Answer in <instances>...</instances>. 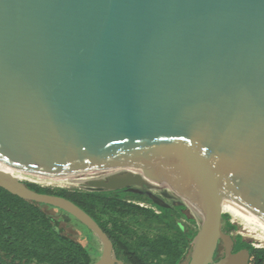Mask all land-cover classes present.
I'll return each instance as SVG.
<instances>
[{
  "label": "water",
  "instance_id": "obj_1",
  "mask_svg": "<svg viewBox=\"0 0 264 264\" xmlns=\"http://www.w3.org/2000/svg\"><path fill=\"white\" fill-rule=\"evenodd\" d=\"M0 166L162 192L202 219L188 264H249L222 206L264 225V0H0ZM0 187L90 230L92 264H124L72 202L1 170Z\"/></svg>",
  "mask_w": 264,
  "mask_h": 264
},
{
  "label": "trees",
  "instance_id": "obj_2",
  "mask_svg": "<svg viewBox=\"0 0 264 264\" xmlns=\"http://www.w3.org/2000/svg\"><path fill=\"white\" fill-rule=\"evenodd\" d=\"M22 182L39 194L64 198L88 214L110 239L113 257L124 264H182L200 228L186 215L185 204L162 202L167 205L162 206L154 201L158 198L127 188L98 191L87 185L62 188ZM45 206L0 187V264H92L82 243L64 232L62 223L69 222L71 216L60 210L65 216L57 219L45 212ZM229 219L228 214H222V230L227 234L237 229ZM149 224L161 231L152 237L138 231ZM232 238L233 252L248 248L249 264H264V248L254 247L241 235Z\"/></svg>",
  "mask_w": 264,
  "mask_h": 264
},
{
  "label": "rangeland",
  "instance_id": "obj_3",
  "mask_svg": "<svg viewBox=\"0 0 264 264\" xmlns=\"http://www.w3.org/2000/svg\"><path fill=\"white\" fill-rule=\"evenodd\" d=\"M25 179H30L31 181H36V183H38V185H44L45 187H62V188H73V187H69L63 184H59L53 181H49L46 179H38L36 177H31V176H23V179H20V181H27ZM28 182V181H27ZM151 196H154L152 194H149ZM156 197V196H154ZM158 198V197H156ZM160 200V199H159ZM161 201V200H160ZM163 203L166 204H171L167 201L162 200ZM141 206H145V207H149L146 204L141 203ZM45 212L50 215L53 216L57 219H61V217L65 216V214L63 212H61L60 210L53 208V207H44ZM186 215L188 217H194L195 220L197 221L198 225H201L202 219L198 218L197 216L185 211ZM223 214H228L230 216L229 219V223L237 226V229L233 232H231V235H241L243 237V239L249 243H251L254 247L256 248H264V240L261 238L262 236V231L260 229H252L250 225H247L246 222H244V220H242L239 217H236L234 215H232L231 213L224 211ZM69 222L67 223H62V226L64 228V232L65 234H67L69 237L80 241L82 243V245L88 250L93 262L96 261L99 256H100V251H101V246L99 244V242L97 241V237H95V235L88 230L85 226H83L81 223H79L77 220H75L74 218L70 217L69 218ZM139 232H146L150 237L156 235L159 231H161L160 228H158L155 224H149L147 226H143L138 228ZM190 252H191V248L186 256V258L184 259L182 264H187L188 260H189V256H190ZM222 255V247H220L218 249L217 252V256H221Z\"/></svg>",
  "mask_w": 264,
  "mask_h": 264
},
{
  "label": "bare ground",
  "instance_id": "obj_4",
  "mask_svg": "<svg viewBox=\"0 0 264 264\" xmlns=\"http://www.w3.org/2000/svg\"><path fill=\"white\" fill-rule=\"evenodd\" d=\"M0 170L11 174L12 176L16 177L17 179H23L24 175L33 176V175H29V174L19 172V171L13 170V169L6 168L3 166H0ZM33 177H36V176H33ZM36 178L43 179V178H39V177H36ZM222 209H223V211H227V212L231 213L232 215L241 218L242 220H244V222H246L247 225L252 226L251 227L252 229H254V230L260 229L262 231L261 238L264 240V225L263 224H261L260 222L255 220L253 217H251L250 215H248L244 211H241V210L236 209L234 207H231L229 205L224 204L222 206Z\"/></svg>",
  "mask_w": 264,
  "mask_h": 264
},
{
  "label": "flooded vegetation",
  "instance_id": "obj_5",
  "mask_svg": "<svg viewBox=\"0 0 264 264\" xmlns=\"http://www.w3.org/2000/svg\"><path fill=\"white\" fill-rule=\"evenodd\" d=\"M104 177L102 176V177H100L99 179H103ZM142 187H146V185H144V186H142ZM135 188H138V187H136V186H132V187H129V188H127L128 190H130V191H134V192H138ZM145 194V193H144ZM157 197H158V199H160L161 201L162 200H164V201H166L167 199H166V196H165V194L164 193H159V194H157L156 195ZM166 204V203H165ZM179 204H181V203H179ZM179 204H169V205H179ZM157 212V211H156ZM194 218V217H193ZM195 219V218H194ZM96 237V236H95ZM97 241L99 242V244H100V246H101V251H100V256H101V253H102V245H101V243H100V241L98 240V238H97ZM220 247H222V255L219 257V256H217V254H216V258H215V261H217L219 258H221L222 256H223V246H222V244H220L219 245V248ZM99 256V257H100ZM113 256V255H112ZM99 259V258H98ZM97 259V260H98ZM250 260V259H249ZM95 262V261H94Z\"/></svg>",
  "mask_w": 264,
  "mask_h": 264
},
{
  "label": "built area",
  "instance_id": "obj_6",
  "mask_svg": "<svg viewBox=\"0 0 264 264\" xmlns=\"http://www.w3.org/2000/svg\"><path fill=\"white\" fill-rule=\"evenodd\" d=\"M31 177H33V176H31ZM25 180H27V181L30 182V183L38 184V183H36V181H31L30 179H25ZM41 186H44V185H41Z\"/></svg>",
  "mask_w": 264,
  "mask_h": 264
}]
</instances>
